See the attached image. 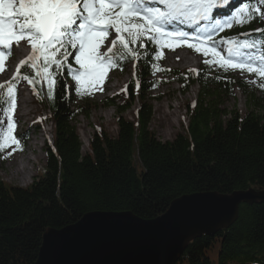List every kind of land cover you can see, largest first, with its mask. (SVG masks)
<instances>
[{
	"label": "trees",
	"instance_id": "trees-1",
	"mask_svg": "<svg viewBox=\"0 0 264 264\" xmlns=\"http://www.w3.org/2000/svg\"><path fill=\"white\" fill-rule=\"evenodd\" d=\"M257 25L264 29V21L254 19L226 36L254 32ZM147 51L150 56L138 60L140 69L126 89L102 101L116 107V134L96 129L86 152L73 121L89 116L96 104H77L67 76L58 77L53 98L46 87L35 86L55 136L45 146L43 172L28 187L8 185L0 177V264H35L47 230L74 224L90 211H132L150 219L185 194L264 190V96L250 92L257 87L204 64L199 75L190 69L167 71L151 59L153 49ZM131 61H120L116 69L123 72ZM161 70L177 75L183 93L199 86L196 102L186 106L188 125L172 140L158 138L150 128L147 92L160 84L150 76ZM236 86L248 97L244 113L225 105ZM118 97L124 101L118 103ZM136 99L141 105L135 118H126ZM175 264H264V202L242 204L231 226L193 239Z\"/></svg>",
	"mask_w": 264,
	"mask_h": 264
},
{
	"label": "snow or ice",
	"instance_id": "snow-or-ice-1",
	"mask_svg": "<svg viewBox=\"0 0 264 264\" xmlns=\"http://www.w3.org/2000/svg\"><path fill=\"white\" fill-rule=\"evenodd\" d=\"M261 6L264 0H247L239 8L233 7L232 0H0V71L13 45L24 42L31 49L12 80L0 83V151L20 143L13 134L12 115L6 117L7 131L3 119L6 109L11 113L16 107L19 78L34 90L41 84L53 98L61 84L58 77L66 75L75 82L78 95H91L103 91L100 85L107 72L120 61L132 59L135 68L141 56H150L148 47L153 49L151 59L158 61L163 49L186 46L203 54V64L209 68L239 70L264 80V29L241 33L244 39H216L234 25L264 21ZM70 57L78 67L69 62ZM190 71L199 75L195 69ZM63 84L67 88L66 80Z\"/></svg>",
	"mask_w": 264,
	"mask_h": 264
},
{
	"label": "water",
	"instance_id": "water-1",
	"mask_svg": "<svg viewBox=\"0 0 264 264\" xmlns=\"http://www.w3.org/2000/svg\"><path fill=\"white\" fill-rule=\"evenodd\" d=\"M253 202H264V190L185 194L150 219L132 211H90L47 230L35 264H175L193 239L228 228L240 206Z\"/></svg>",
	"mask_w": 264,
	"mask_h": 264
},
{
	"label": "rangeland",
	"instance_id": "rangeland-1",
	"mask_svg": "<svg viewBox=\"0 0 264 264\" xmlns=\"http://www.w3.org/2000/svg\"><path fill=\"white\" fill-rule=\"evenodd\" d=\"M114 38V33L110 34ZM109 41L106 42V46ZM15 46V45H13ZM104 50H102L103 52ZM174 55V58H170ZM15 53L11 57H15ZM186 57V60H183ZM187 57H189L187 59ZM170 58V59H169ZM181 58V59H180ZM204 57L197 54H193L190 50L175 49V51L164 49L163 52V65L174 69H190L198 68L203 62ZM9 61V57L6 59L3 71L5 70L6 62ZM3 71H0L2 73ZM8 74L0 79V83L8 80L12 73ZM133 74V67L128 66L124 73L112 72L110 75L107 72L106 79L100 85L103 91L95 90L91 95H82L76 102L79 105H85L84 103L89 100L96 104L89 116L79 115L74 121L78 135L83 143V152L89 150V142L98 128L105 129L109 134L115 135L117 132V113L115 106L104 107L102 101L115 94L120 95L121 90L126 86L129 78ZM231 74L235 77H245L249 83L256 79L254 74H241L239 70L231 71ZM253 83V82H252ZM75 84V83H74ZM260 85V84H259ZM20 88H23L20 91ZM198 85L191 86L186 93L180 91L178 83L163 84L160 88L154 91L147 92L148 102L152 104V120L150 128L156 133L158 138L162 140H172L177 134L184 131V127L188 125L187 117V104L193 102L198 92ZM254 91L255 97L264 96V88L257 87ZM20 96L28 99L27 105L24 107L28 110V114L24 121H18L15 123L14 134L18 136L20 141L19 145H11L10 147L0 152V177L8 185H18L28 187L34 177L41 174L46 164L45 146L47 143L52 144L55 136V124L49 118V111L47 107L38 103L32 94V89L26 80L21 79L18 85L16 93V109L12 113L17 116L21 114L22 108L19 109ZM152 97H159L154 99ZM76 99V97H74ZM247 95L242 90L236 88L234 90V96L229 97L225 103L226 107H237L242 113L246 111V99ZM123 102V98L120 97L118 103ZM90 104V103H89ZM141 103L139 99L135 100L133 108L124 113V116L129 119H134L136 111L140 107ZM98 106V107H97ZM16 118V117H15ZM25 138V139H24ZM13 149H16L13 151ZM11 153V155H9ZM20 166H24L28 175L17 174L11 176L12 170Z\"/></svg>",
	"mask_w": 264,
	"mask_h": 264
},
{
	"label": "bare ground",
	"instance_id": "bare-ground-1",
	"mask_svg": "<svg viewBox=\"0 0 264 264\" xmlns=\"http://www.w3.org/2000/svg\"><path fill=\"white\" fill-rule=\"evenodd\" d=\"M15 51H16L15 62H18L23 56H25L26 51L22 47L16 48ZM170 58H174V55L171 56ZM188 58L189 57H187V59ZM183 60H186V57H183ZM14 66H15L14 63L10 65V71L14 68ZM7 74H8L7 71H4L3 73H0V79L5 77ZM22 90H23V88H20V91H22ZM28 102H29L28 99L20 96V98H19V109L22 108V110H21L22 112H21V114H18L17 116H15L16 117L15 118L16 122L24 121V119L26 118V115L28 114V110L26 108H24V107L27 105ZM25 171H26V169H25V167L23 165L22 166L18 165V167L16 169L12 170L11 176H15L17 174H20V175L22 174V175H26L27 176L28 173L25 172Z\"/></svg>",
	"mask_w": 264,
	"mask_h": 264
}]
</instances>
